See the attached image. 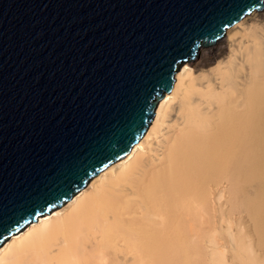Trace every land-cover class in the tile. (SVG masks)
<instances>
[{
  "label": "bare ground",
  "instance_id": "obj_1",
  "mask_svg": "<svg viewBox=\"0 0 264 264\" xmlns=\"http://www.w3.org/2000/svg\"><path fill=\"white\" fill-rule=\"evenodd\" d=\"M197 53L130 151L0 264H264V7Z\"/></svg>",
  "mask_w": 264,
  "mask_h": 264
},
{
  "label": "water",
  "instance_id": "obj_2",
  "mask_svg": "<svg viewBox=\"0 0 264 264\" xmlns=\"http://www.w3.org/2000/svg\"><path fill=\"white\" fill-rule=\"evenodd\" d=\"M264 0H0V245L145 134L179 65Z\"/></svg>",
  "mask_w": 264,
  "mask_h": 264
},
{
  "label": "rangeland",
  "instance_id": "obj_3",
  "mask_svg": "<svg viewBox=\"0 0 264 264\" xmlns=\"http://www.w3.org/2000/svg\"><path fill=\"white\" fill-rule=\"evenodd\" d=\"M246 220H247V218H245ZM248 222H246V224H247Z\"/></svg>",
  "mask_w": 264,
  "mask_h": 264
}]
</instances>
